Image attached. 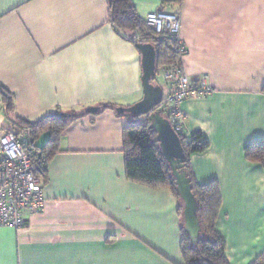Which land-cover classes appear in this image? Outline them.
Segmentation results:
<instances>
[{"label":"crops","instance_id":"0c3cea01","mask_svg":"<svg viewBox=\"0 0 264 264\" xmlns=\"http://www.w3.org/2000/svg\"><path fill=\"white\" fill-rule=\"evenodd\" d=\"M133 1L142 18L179 14L185 72L193 81L209 76L214 93L183 103L186 135L201 131L209 141L191 154L193 175L220 184L216 230L231 264H253L264 253V167L245 150L264 141V0ZM137 45L112 23L108 0H0V88L14 103L8 112L0 92V131L20 130L17 118L137 103ZM85 114L66 128L41 175L44 210L21 229L0 226V264H185L181 199L127 178L132 116Z\"/></svg>","mask_w":264,"mask_h":264},{"label":"trees","instance_id":"16d2710c","mask_svg":"<svg viewBox=\"0 0 264 264\" xmlns=\"http://www.w3.org/2000/svg\"><path fill=\"white\" fill-rule=\"evenodd\" d=\"M112 23L118 30L130 34V39L136 44L153 43L157 49V76L163 65L179 63V54L169 41H157L155 31L146 24L135 7L133 0H108ZM183 0H161L163 7L181 5ZM139 36L140 42L135 39ZM157 83V81H153ZM0 92L5 102V109L13 111V99L11 93L3 86ZM98 115L105 109H117L115 104H103L98 106ZM163 114V111H161ZM62 113H66L64 116ZM87 112L58 111L47 115L38 121H28L17 118L16 123L20 130L14 126L5 129L21 131L27 129L34 140V148L37 159L40 161V174H44L47 164L60 149L64 131L77 119L85 116ZM132 116L131 123L124 130V152L127 178L152 188H169L175 196L181 199L177 190L174 176L169 164L164 159L157 134L150 128V121L145 117ZM164 115V114H163ZM43 134L48 135V140L43 146L36 145V141ZM183 148L186 154V168L193 184V192L199 202V216L202 233L196 245L193 244L189 234L185 230L184 223L181 227L183 241L182 253L185 264H231L227 244L216 230L217 220L223 206V196L218 181L199 184L193 175L191 154L203 152L209 147L208 139L201 131L191 135H181ZM38 149L40 153L36 151ZM246 157L249 161L259 163L264 167V141H256L246 147ZM180 216L183 218L184 203L181 199ZM253 264H264V253Z\"/></svg>","mask_w":264,"mask_h":264},{"label":"built area","instance_id":"2783aa9c","mask_svg":"<svg viewBox=\"0 0 264 264\" xmlns=\"http://www.w3.org/2000/svg\"><path fill=\"white\" fill-rule=\"evenodd\" d=\"M146 24L156 33V40H167L179 54L180 62L163 65L160 75L169 92L164 95L163 111L181 136L186 135L187 114L183 103L190 97H206L214 93L208 75L191 80L185 72L183 57L187 46L181 37V18L170 11H153L146 15ZM140 42L139 36L135 39ZM146 119V118H145ZM34 140L27 129L0 131V226L21 229L29 215L44 210L46 199Z\"/></svg>","mask_w":264,"mask_h":264},{"label":"water","instance_id":"95a60500","mask_svg":"<svg viewBox=\"0 0 264 264\" xmlns=\"http://www.w3.org/2000/svg\"><path fill=\"white\" fill-rule=\"evenodd\" d=\"M142 53L144 96L129 107H118L119 114H132L145 117L150 121V128L157 134V141L164 159L169 164L174 176L177 190L184 203V227L192 242L196 245L202 233L199 216V202L193 192L192 180L186 168V154L181 137L175 132L169 119L165 117L160 106L164 99L161 84L153 81L157 78V49L153 43H139ZM99 111V107L87 109L90 114ZM66 116V113H62Z\"/></svg>","mask_w":264,"mask_h":264},{"label":"rangeland","instance_id":"374dc122","mask_svg":"<svg viewBox=\"0 0 264 264\" xmlns=\"http://www.w3.org/2000/svg\"><path fill=\"white\" fill-rule=\"evenodd\" d=\"M162 76L161 75H159V76H157V78H156V81L160 84H163V81H162ZM47 140H48V135L47 134H43V135H41L40 137H39V140H38V142H39V144H40V146H43L46 142H47Z\"/></svg>","mask_w":264,"mask_h":264}]
</instances>
